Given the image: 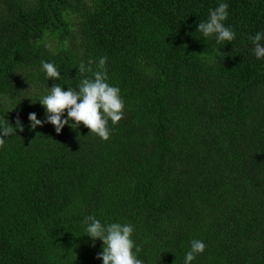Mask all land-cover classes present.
<instances>
[{"label":"trees","instance_id":"trees-1","mask_svg":"<svg viewBox=\"0 0 264 264\" xmlns=\"http://www.w3.org/2000/svg\"><path fill=\"white\" fill-rule=\"evenodd\" d=\"M220 2L235 38L217 45L197 27ZM257 31L264 0H0V120L25 125L0 145V264H103L90 215L134 225L144 264H184L193 239L207 247L192 264H264ZM102 56L125 102L110 138L30 130L36 100Z\"/></svg>","mask_w":264,"mask_h":264},{"label":"clouds","instance_id":"clouds-1","mask_svg":"<svg viewBox=\"0 0 264 264\" xmlns=\"http://www.w3.org/2000/svg\"><path fill=\"white\" fill-rule=\"evenodd\" d=\"M229 4L220 2L209 12L207 20L199 22L197 32L202 33L204 38L214 37L217 45L225 41H232L235 32L225 21L229 16ZM253 44V52L257 59H264V31H257L249 37ZM107 56L99 57L98 60L81 61L78 67L79 78L75 86H65L55 83L42 95L38 101L45 108V117L38 118V114H29L30 130L35 131L37 126L51 123L57 133H61L67 125L72 129H79L81 123L103 140L110 138L112 125L117 124L124 116L125 102L121 95V89L109 83V75L106 69ZM96 68L93 69L92 65ZM41 70L49 79H58L60 72L53 62L41 61ZM91 73V75H87ZM35 101V102H36ZM8 120V119H7ZM9 121V120H8ZM0 145L5 137L17 135V130L23 132L25 125L17 118L15 125L5 124L0 120ZM85 235L91 238L92 246L99 239L103 242L102 251L98 254L103 264H144L139 258L141 249L133 239L134 225L130 223L111 222L105 223L95 215L84 219ZM203 240H191L190 250L184 257V264H192L197 255L206 250Z\"/></svg>","mask_w":264,"mask_h":264},{"label":"rangeland","instance_id":"rangeland-1","mask_svg":"<svg viewBox=\"0 0 264 264\" xmlns=\"http://www.w3.org/2000/svg\"><path fill=\"white\" fill-rule=\"evenodd\" d=\"M47 43L49 44V46H50L52 49H57V48H58L57 44L52 40V38L48 39V40H47Z\"/></svg>","mask_w":264,"mask_h":264}]
</instances>
